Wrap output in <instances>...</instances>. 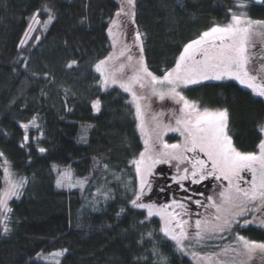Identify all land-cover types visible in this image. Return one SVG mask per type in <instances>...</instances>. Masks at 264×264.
Segmentation results:
<instances>
[{
	"label": "trees",
	"instance_id": "obj_1",
	"mask_svg": "<svg viewBox=\"0 0 264 264\" xmlns=\"http://www.w3.org/2000/svg\"><path fill=\"white\" fill-rule=\"evenodd\" d=\"M123 2L0 0V186L4 160L27 179L19 198L9 202L0 264H50L38 253L60 249L66 251L59 264H245L248 253L239 251L237 236L264 241V213L249 205L246 215L228 217L230 228L221 217L220 236L192 239L186 254L164 235L158 217L130 204L137 192L131 161L144 141L127 93L116 85L103 88L95 70L112 51L109 27ZM38 11L41 22L53 17L47 31L38 27L20 46ZM133 12L144 62L162 76L187 43L214 23H229L232 13L264 21V0H135ZM183 95L200 110L226 109L235 147L257 151L264 99L233 80L191 85ZM33 118L38 129L25 141L22 124ZM154 125L161 126L155 119ZM64 169L85 179L84 188H57ZM144 198L151 197L145 192ZM207 220L219 223L214 216ZM249 261L264 264L252 254Z\"/></svg>",
	"mask_w": 264,
	"mask_h": 264
},
{
	"label": "snow or ice",
	"instance_id": "obj_2",
	"mask_svg": "<svg viewBox=\"0 0 264 264\" xmlns=\"http://www.w3.org/2000/svg\"><path fill=\"white\" fill-rule=\"evenodd\" d=\"M127 5L134 8L135 0H127ZM245 6L243 3L238 5L241 8ZM229 11L231 12V9ZM38 15L39 11L34 13L32 17L36 23H40L37 19ZM121 15L128 16L123 5L116 13V17H121ZM134 15L133 12L132 16L134 17ZM52 19L53 17L49 15L48 21L45 22V28ZM112 25H117L115 19L112 21ZM32 30L30 24L29 31ZM109 35L113 36L112 26L109 27ZM24 36L25 39H21L20 46H23L30 39L28 31L25 32ZM258 36L264 37V21L252 20L243 12L240 14L232 13L229 23L224 25L214 23L197 39L187 43L178 56L175 67L166 71L161 77H157L149 71L142 56L136 59L135 64L132 63L135 59L132 54V47L141 40V34L138 31L135 34L133 45H125L119 55L110 53L108 57L95 65L96 72L101 74V86L103 88L108 87L110 83L118 84L125 93L131 96L129 103L135 108L136 118L140 121L138 127H140L142 134L145 132V127L144 105L141 101L145 100L149 94L157 96L160 100L168 97L182 105L178 109L181 115L176 119L177 127L170 130L179 132L184 137L183 144L164 143V150H155L153 155L150 153L154 151L155 145L150 144L149 139L144 140L145 150L140 153L138 160L131 161L135 165L140 184L139 191L135 193V198L130 200L132 207L147 209L149 218L158 215L164 220V227L161 231L166 237L176 242L180 251H184L185 240L191 238L197 243H201L205 239L212 238L216 231H223V227L206 219H197L195 221L196 232L189 234L186 231L188 221L178 219L179 213H170L168 209L171 205L156 209L154 212V205L143 203L142 197L145 188L151 186L147 178L152 174V169L156 164L167 163L169 160L183 161L187 158L184 155L185 152L203 153L207 157V162L199 158L194 159L191 169L185 168L186 175L180 176L179 180L191 178L193 183H199L207 177L227 180L228 187L219 192L217 200H213V197L209 196L207 199L212 202L210 205H202L200 201H196V203L215 208L217 214L226 213L223 225L228 228L231 227L228 217L230 216L235 220L237 216L246 215L249 211V205L258 211H264V139L258 142L255 152L239 151L233 144L232 137L228 134V112L226 109L214 112L208 109L201 111L195 102L189 101L177 90L181 87L198 85L203 80H222L227 77L238 80L240 84L252 89L257 96L264 97V76L256 73L254 68L250 73L248 68L252 62L249 49L256 47L255 40ZM113 47H115V43H113ZM142 50L141 46L140 51L142 52ZM122 57L123 60H121ZM117 61H119L118 64ZM72 63L74 64L75 61ZM71 66L72 64H69V67ZM128 69L132 71L130 76L127 75L126 70ZM258 80L262 82L257 83ZM92 107L99 111L100 101H94ZM29 123L36 126L35 118ZM22 127L27 129L28 125L25 124ZM259 131L264 135V125L260 126ZM27 139L25 136V141ZM39 151L44 152L45 149L41 148ZM0 156H3V153H0ZM244 171L251 173L250 181L241 176ZM4 172L7 187L0 194V211L8 213L12 211L8 206V200L13 197L19 198L20 190L27 183V179H14V174L7 167ZM65 179H70L68 173H63L57 179V187L63 186ZM241 180L250 186L248 188L241 187L239 183ZM234 181L236 182L234 183ZM172 204L180 209L185 208L183 203L175 200ZM123 211L124 209H121V212ZM220 219V215L215 216V220L219 221ZM247 223L249 221H245V224ZM176 229H179V232ZM4 231H9L6 224ZM237 240L242 242L249 258L257 250L264 252V241L249 240L244 236H237ZM64 251L66 250L51 255L60 256L63 255ZM193 255L195 256V253ZM57 264H59L58 261Z\"/></svg>",
	"mask_w": 264,
	"mask_h": 264
},
{
	"label": "rangeland",
	"instance_id": "obj_3",
	"mask_svg": "<svg viewBox=\"0 0 264 264\" xmlns=\"http://www.w3.org/2000/svg\"><path fill=\"white\" fill-rule=\"evenodd\" d=\"M123 1H124L123 2L124 10L126 12H128V16H126V18H122V17L116 18L115 20L117 21V25H115V26L111 25L112 26L113 36H110V41H111V45H112L111 54H113V55H119V52L124 48L125 45H133L135 34L137 32L136 28L132 25L133 24V19H132L133 18V16H132L133 8L127 5V0H123ZM262 1L263 0H251V2H255V3H260ZM236 14H240V13H236ZM37 19L40 21V23H36L35 21H33V19L30 22V24L32 25V29L33 30L29 31V27H28L27 31L29 32V37H31L33 35L34 31L38 27L41 29V34L45 33L47 31L49 23L47 24V27L45 28V22H41V20H40V18L38 16H37ZM24 39H25V36H24ZM28 40H27V42H28ZM113 43H115V47H113ZM255 43H256V47L255 48H251L250 47V49H249V53H250L252 62L248 65V68H249L250 73L253 71V68H254L256 73H258L260 76H264V37H260V36L256 37ZM141 46H142V40H140L139 42H136V45L132 47V54L134 55V58H135L133 60V62H132L133 64H135L136 59H138L139 57L142 56V52L140 51ZM252 50H253V52H252ZM123 59L124 58L122 57L121 60H123ZM143 61H144V59H143ZM116 63L118 64L119 61H117ZM126 71H127V75L130 76L132 74L131 69H128ZM98 74L101 77V74L100 73H98ZM157 77H161V76L157 75ZM101 80H102V77H101ZM224 80H233V81H235V82L240 84V82L238 80H236L234 78H227V77H225L222 80H215V79L203 80V81H201V83L208 82V81H224ZM260 82H262V81H260V80L257 81V83H260ZM111 85H116L117 87H119L118 84H111L110 83L109 86H111ZM240 85L242 87L250 90L255 96H257L252 91V89L246 87L245 85H242V84H240ZM184 88L185 87H181V88H178L177 90L180 91L181 94L183 95ZM121 90H123V89H121ZM127 95H128V101H130L131 100V96L128 93H127ZM258 97H260V96H258ZM261 98L264 99V97H261ZM141 103H142V105H144V127H145L144 134H142L140 127H139V130H140V133L142 135L143 141L145 139H149L150 144L155 145L154 151L152 153H150V154L154 155L155 154V150H164L163 149V144L164 143H167V144H173V143L183 144L184 137L181 136L179 132L170 130L172 128H176L177 127L176 119L181 115L178 112V109L182 105L177 104L176 101L171 99V98L166 97L164 100H160L157 96H152L150 94L147 96V98L145 100L141 101ZM134 110H135V108H134ZM222 110H224V109H222ZM94 111L98 112L95 109H94ZM201 111H203V110H201ZM211 111L214 112V111H219V110H211ZM161 114H162V116H161V118H159V116ZM154 118H155L156 122H158L159 125H161L160 127H156L154 125ZM25 124L28 125V128L25 129L23 127V129L25 131V135L28 138L29 135H30V132L32 130H37L38 129V122L35 120V125L36 126H33L30 123H23L22 126L25 125ZM139 124H140V121L138 120V125ZM263 139H264V135H263ZM144 150H145V146H144ZM168 151H171V150H168ZM185 154H186V152L184 153V155ZM185 157H186V155H185ZM139 158H140V155L135 160H138ZM176 161H177L176 162L177 165L181 166V165H184L186 159H184L183 161H181V160H176ZM167 163L171 164L170 160ZM160 165H163V164L161 163ZM2 167H3V180H2V184L0 186V194H2L5 191L6 187H7V185L5 183V172H4V169L6 167L9 168L10 171L14 174L13 175L14 179H16V180L20 179V177L17 176L12 171L9 163L8 162L5 163V160L2 161ZM188 167L189 166H185L184 168H188ZM153 169H152V172H153ZM63 173H68L70 175V179H65L63 181V186H61V187H57V183H56V187L57 188H60V189H62V188H65V189L79 188V189H81L82 188L83 189L84 186L86 185V180L85 179L75 178L73 176V173L69 169L62 170V172H60L58 178H60ZM150 176L151 175H149L148 178H147L148 181L150 179ZM241 176L245 177L249 181L251 180V173H249L247 171L242 172ZM56 182H57V180H56ZM155 182L158 185H163L164 184L163 178L158 179ZM226 182H227L226 186L228 187V181L226 180ZM235 182L236 181H234V183ZM139 184H140V181H139V177L137 175V192L139 191ZM68 185H74V186L69 187ZM249 186H250L249 184L245 183L242 187L243 188H248ZM146 188H147V186H146ZM146 188H145V191H146ZM21 191H22V189L20 190V193H21ZM144 195H145V192H144ZM13 198H15V197H13ZM10 200H8V206H9ZM142 202L145 203V204L154 205L155 206L154 207V212L156 211V209L162 208V207H164L166 205H171V207L168 209V211L170 213L171 212L178 213L179 211L182 212V210L177 209V207L175 205H173L172 202H170L169 204H166V202H157L156 200L147 199V198L142 199ZM142 210H144L146 215H147V209H142ZM181 212H179L180 215L177 217L178 219H181L180 218L181 217ZM213 212H215L214 215H221V213H223V216H226V213H224V212H221V213L217 214L216 213V209ZM263 213L264 212L262 211V214ZM7 214L8 213H4V212L0 211V233H4L5 232L4 231V226H5L6 220H7V219H5V216H7ZM223 216L221 215L222 218H224ZM147 217H148V215H147ZM152 217H158L160 219L161 223H162V228L164 227V220H162L160 216L153 215ZM190 220L191 219L189 218V221ZM215 222L217 223V221H215ZM218 225L223 227L220 222L218 223ZM176 231L179 232V229H176ZM186 231L189 234H194L196 232V228H195V226L192 223H188L186 225ZM223 231H224V228H223ZM223 231H220V232L216 231L213 236H215V237H217L218 235L220 236L221 235L220 233L223 232ZM191 240L192 239L190 238V239L184 241V251L183 252H185L186 254H188V253L190 254L191 253V250H189V247H191V242H190ZM173 242L176 243L175 241H173ZM240 243H241V246H242V250H239L241 252V254H243L245 252L247 253L246 249H244V247L242 245V242H240ZM59 251H63V249L55 250V251H52V252H49V253L40 252V253H38L37 258L39 260L43 261V262H47V263H50V264H57V261L60 263L65 251L63 252V255H60V256H54V255H51V254L59 252ZM252 255H253V257L256 258V260L257 259L259 260V257H263L264 258V252H260L259 250H257L256 252L252 253ZM249 259L250 258H249V254H248L247 260H245V264H250L252 262V261H249ZM255 262L256 261H253V263H255Z\"/></svg>",
	"mask_w": 264,
	"mask_h": 264
},
{
	"label": "flooded vegetation",
	"instance_id": "obj_4",
	"mask_svg": "<svg viewBox=\"0 0 264 264\" xmlns=\"http://www.w3.org/2000/svg\"><path fill=\"white\" fill-rule=\"evenodd\" d=\"M186 162L184 165L178 166L176 160H170V163H162L163 165L156 164L150 176V188L147 187L146 194L152 197L157 202H170L178 201L185 205L184 209L177 208L181 212V219L189 221L195 226L197 219L207 220L210 216L214 215L215 208L205 207L198 205L196 201H200L202 205H210L212 202L207 198L213 197L217 200L219 192L223 191L227 186L226 180L221 178L217 180L215 177H207L199 183H193L191 178L180 181L179 177L186 175L184 167L189 166L191 169L194 159L199 158L207 162V157L199 152H186ZM210 167V163H209ZM163 178L164 184L158 185L155 181ZM241 187L245 184L242 180L239 181ZM182 185V186H181ZM178 212V213H179ZM199 214V215H197Z\"/></svg>",
	"mask_w": 264,
	"mask_h": 264
}]
</instances>
